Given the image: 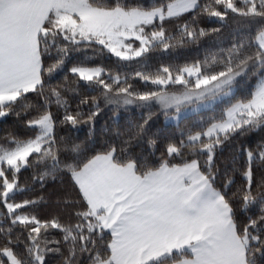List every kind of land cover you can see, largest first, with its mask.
<instances>
[{
    "label": "snow or ice",
    "instance_id": "6c2138e0",
    "mask_svg": "<svg viewBox=\"0 0 264 264\" xmlns=\"http://www.w3.org/2000/svg\"><path fill=\"white\" fill-rule=\"evenodd\" d=\"M0 264H264V0H0Z\"/></svg>",
    "mask_w": 264,
    "mask_h": 264
}]
</instances>
